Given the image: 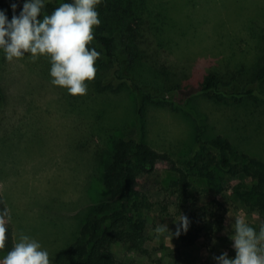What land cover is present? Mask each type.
<instances>
[{
    "label": "rangeland",
    "instance_id": "1",
    "mask_svg": "<svg viewBox=\"0 0 264 264\" xmlns=\"http://www.w3.org/2000/svg\"><path fill=\"white\" fill-rule=\"evenodd\" d=\"M134 2L142 15L137 36L142 64L125 75L156 92L165 89L167 80L159 72L184 74L186 87L178 93L190 97L188 107L204 115L213 132L264 160V110L248 107L249 103H215L193 96L195 87L190 86L210 71L238 73L243 79L256 68L264 49V0ZM12 15H7L9 20ZM113 27L115 46L124 52L131 31L127 25ZM49 68L43 56L32 61L26 55L8 62L0 52V190L11 216L14 242L23 232L48 250L51 264H59L88 209L107 197L103 168L116 139L135 133L140 94L134 86L97 93L88 81L86 94L69 95L64 88L50 84ZM96 74L101 77L97 70ZM145 120L154 149L178 164L191 154L196 122L189 110L151 105ZM167 174L159 167L138 183L155 204L146 213L144 231V246L151 257L116 244L112 250L119 260L149 264L162 257L172 264H215L214 257L224 252L230 258L235 256L230 236L236 217L244 218L257 231L264 225L259 216L224 191L221 198L227 222L218 233L207 238L201 233L190 245L169 234L157 239L155 227L167 224L172 235L179 218L172 217L173 207L171 217L159 213L157 203L166 196ZM211 197L209 193L198 196L197 204Z\"/></svg>",
    "mask_w": 264,
    "mask_h": 264
},
{
    "label": "trees",
    "instance_id": "2",
    "mask_svg": "<svg viewBox=\"0 0 264 264\" xmlns=\"http://www.w3.org/2000/svg\"><path fill=\"white\" fill-rule=\"evenodd\" d=\"M66 2L71 0H47L42 15L50 14ZM13 3L18 4V15L23 0H0V10L13 14ZM136 6L134 0H101L97 5L101 23L94 28V40L88 47L101 53L95 62L101 77L96 74L90 82L97 93L134 86L140 94V106L136 110L135 133L116 139L104 165L102 184L107 197L88 209L77 236L63 251L59 264H136L119 260L112 250L116 244L126 245L150 258V250L144 246V231L146 213L155 204L138 188V183L159 167L168 173L163 187L166 196L157 203L159 213L171 217L170 207H173V218L183 215L189 221L186 232L181 230L176 236L177 227L172 232L171 237L181 244L195 243L201 233L207 238L222 230L227 222V208L221 198L224 191L264 221V160L240 149L227 136L213 132L204 115L188 107L190 97L178 93L186 87L184 74L159 72L166 74L167 80L165 89L156 92L139 86L132 76L125 75L128 69L142 64L137 39L142 15H138ZM114 24L127 25L131 31L124 41V52L115 46ZM190 86L195 87L193 96L201 95L215 103L224 100L249 103L248 107L264 110V49L259 64L246 78L242 79L238 73L210 71L202 81ZM2 100L0 92V102ZM160 104L189 110L195 118L192 152L180 164L167 153L154 149L148 141L147 109ZM207 193L212 197L198 205V196ZM3 208L7 205L0 190V209ZM6 229L5 247L0 249V257L15 244L10 221ZM149 264L172 263L159 257L151 259Z\"/></svg>",
    "mask_w": 264,
    "mask_h": 264
},
{
    "label": "clouds",
    "instance_id": "3",
    "mask_svg": "<svg viewBox=\"0 0 264 264\" xmlns=\"http://www.w3.org/2000/svg\"><path fill=\"white\" fill-rule=\"evenodd\" d=\"M101 0H71L61 3L50 14L42 15L47 0H23L19 14L18 4L11 5L9 20L0 10V52L6 61L19 60L26 55L32 61L46 57L49 61V79L52 86L64 88L69 95H84L87 82L96 75L95 62L101 53L88 45L94 40V28L101 23L97 5ZM11 216L7 208L0 209V249L5 247L6 223ZM175 232L187 231V217L175 219ZM230 236L234 257L227 252L214 257L215 264H264V225L259 231L244 218L236 217L231 224ZM157 239L171 233L168 225L160 223L154 228ZM0 264H51L50 255L41 243L23 232Z\"/></svg>",
    "mask_w": 264,
    "mask_h": 264
}]
</instances>
